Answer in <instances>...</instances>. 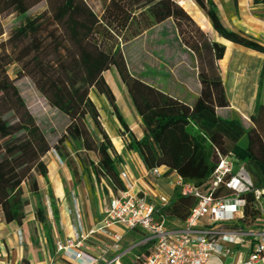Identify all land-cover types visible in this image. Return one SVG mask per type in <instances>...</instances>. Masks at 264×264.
<instances>
[{
    "label": "trees",
    "instance_id": "16d2710c",
    "mask_svg": "<svg viewBox=\"0 0 264 264\" xmlns=\"http://www.w3.org/2000/svg\"><path fill=\"white\" fill-rule=\"evenodd\" d=\"M42 2L47 3L48 10L30 15ZM194 2L219 38L264 54L259 40L223 24L214 0ZM253 3L263 5L264 0ZM4 15H13L19 21L8 40L0 44V208L8 223L23 224L32 195L37 201V221L54 249L48 208L38 182L42 177L50 186L44 159L53 147L9 76L8 67L16 64L33 80L49 106L69 119L54 149L72 177L88 174L97 183L105 182L106 191L113 195L128 190L120 176L116 149L91 98L96 92L109 101L127 149L136 153L148 170L166 167L167 175L177 172L186 182L207 190L222 158L243 163L252 188L239 195L246 204L243 216L231 228H252L262 215L253 191L264 189V71L250 123L246 124L238 112L227 111L230 102L219 65L226 46L208 38L176 0H109L102 15L86 0H0V18ZM167 21H172L176 40L196 64L199 89L191 102L150 84L145 73H133L117 41L129 43ZM193 27L196 29L190 30ZM3 35L0 29V39ZM113 69L141 119V139L126 122L106 80V73ZM48 194L53 217L58 221L57 200L50 187ZM213 194L216 199L235 196L225 183L219 184ZM196 205L193 197L176 192L157 216L164 217L169 226L173 220L184 225ZM129 235L136 240L144 233L135 230Z\"/></svg>",
    "mask_w": 264,
    "mask_h": 264
},
{
    "label": "built area",
    "instance_id": "2783aa9c",
    "mask_svg": "<svg viewBox=\"0 0 264 264\" xmlns=\"http://www.w3.org/2000/svg\"><path fill=\"white\" fill-rule=\"evenodd\" d=\"M167 171L163 167L148 170L146 179L152 182L167 180L173 191L196 199L197 205L184 225L170 227L164 217L157 216L170 204V198L158 195L156 201H152L145 192L133 193L134 185L130 182L129 173L123 170L120 176L128 190L111 196L102 210L101 220L90 229L86 228L76 204L72 211L74 235L57 241V251L73 264H103L99 257L85 250L89 240L100 234L105 237V242L99 246L101 254L105 255L104 264H210L213 255H229L230 246L245 237L252 242V251L245 264H255L263 259L264 230L261 223L264 211L261 208L262 215L250 230L231 228L233 222L243 216L246 204L239 195L250 192L252 188L244 164L239 165L230 157L222 158L207 190L186 182L177 172L167 175ZM221 183H225L235 196L216 199L213 192ZM253 192L260 206L264 189ZM135 230L144 236L127 247L126 237ZM142 248L147 251H142Z\"/></svg>",
    "mask_w": 264,
    "mask_h": 264
},
{
    "label": "rangeland",
    "instance_id": "374dc122",
    "mask_svg": "<svg viewBox=\"0 0 264 264\" xmlns=\"http://www.w3.org/2000/svg\"><path fill=\"white\" fill-rule=\"evenodd\" d=\"M109 0H86V2L94 9L98 15H102L103 7L105 2ZM193 18L196 24L202 29L204 33L212 41H218L224 43L223 39L219 38L214 32L213 28H205V20L203 18L204 12L196 5L194 0H176ZM219 8L220 18L223 24L228 27L230 14H234L238 8L239 3L245 4L246 0H214ZM48 10V5L46 2H42L34 9L31 10L30 15L37 16ZM18 19H15L13 15H4L0 18V29L3 30L4 35L0 39V44L6 42L11 34L12 29L17 26ZM196 28H190L194 31ZM194 33V32H193ZM121 44L122 49L126 55L129 69L133 73H145L146 80L166 91H175L177 94L182 92L181 89H184V84H189L190 88H194L193 83L198 80L197 78V69L195 61L190 57V52H187L183 48L179 40H176L174 25L172 21H167L162 25H158L153 28L150 32L143 33L140 37L132 40L129 43H123L121 40H117ZM1 47V46H0ZM1 52V48H0ZM238 54V53H237ZM239 58L241 59L236 64L235 70L238 73H242L244 69L247 68L245 64V54ZM255 63L258 60L255 56ZM243 60V61H242ZM250 60L248 61L249 64ZM256 65V64H255ZM8 73L13 81V83L18 87L19 92L22 98L25 100L26 106L30 113L36 120V123L44 131L46 138L50 145L53 147L51 152L45 157V163L48 167L49 175L51 177L56 173L55 165L57 170L66 169L68 166L64 163L56 150L54 149L57 144L58 139L64 134L67 126L69 125V119L60 113L58 110L53 109L49 106L45 98L37 90L33 80L22 73L20 67L16 64H12L8 67ZM106 80L110 87L112 88L114 94L116 95V103L119 106L126 122L133 126L135 124V116L133 112V107L129 100L128 94L121 80L119 79L118 73L115 69L106 73ZM224 80V79H223ZM231 81L226 77L224 83ZM242 81L243 93L246 92L247 97L242 100L248 103L249 96L255 91V85H257L259 80V70L254 65L247 68V73L239 79ZM186 82V83H185ZM178 91V92H177ZM91 98L95 102L99 113H100V122L102 123L104 129L105 127L109 132L114 136V141L118 142V139H115V136L118 135L117 127L113 125L114 113L112 112V107L109 101L105 96L98 95L96 92L91 93ZM244 104V110L239 114L242 116L245 115L249 110V104ZM244 122L249 124V120H246L242 116ZM250 117L248 116V119ZM94 128V125H90ZM137 130V129H136ZM84 155V154H83ZM72 157H76L72 154ZM94 158V155H92ZM77 159V158H76ZM78 163V160H77ZM71 174V171L69 169ZM72 177V175H71ZM40 178V189L42 193V199L44 204L48 208L49 219L53 217L51 202L48 194V185L44 178ZM73 183L75 188H73L67 196L63 199L62 204L68 205L72 213L76 204L81 203V191L87 193L86 200L90 203V206L97 207V199L100 200L102 205L108 203L109 199L113 195L110 192L106 191L105 182L97 183L94 177H90L88 174L83 175L82 177L76 176L73 177ZM166 184L168 187V181ZM52 191L57 197L60 195L58 191V186L54 182L51 184ZM50 187V188H51ZM74 187V186H72ZM79 187V188H78ZM79 190H78V189ZM31 204L35 208L36 200L30 195ZM61 204V200L59 201ZM58 202V205H59ZM63 209V208H62ZM73 218V217H72ZM183 223L180 221H172L170 223L171 227H178ZM61 226V225H60ZM67 263V262H65Z\"/></svg>",
    "mask_w": 264,
    "mask_h": 264
},
{
    "label": "crops",
    "instance_id": "0c3cea01",
    "mask_svg": "<svg viewBox=\"0 0 264 264\" xmlns=\"http://www.w3.org/2000/svg\"><path fill=\"white\" fill-rule=\"evenodd\" d=\"M203 18L206 22L205 28H211V23L209 22L205 14L203 15ZM228 22V28L241 30L246 34L253 36L264 45V4L255 5L253 3V0H246L245 4L239 3L238 10L234 14H230V20ZM223 41L224 43L222 44L226 46V53L224 59L220 61L219 65L224 81L226 77L231 80H228L227 83L225 82V89L230 102V106L227 111H236L238 113H241L242 110H244V104H246L247 102L242 100V98L245 99L247 95L246 92L243 93L242 81H239V79L247 73V68L250 66L254 65V67L256 66L259 70V80L257 85H255V91L248 98L249 100L247 104H249V111L245 113V115L242 114V116L246 120H249L248 116L250 117V115L253 113V109L255 106V100L259 89L261 73L264 71V54H259L254 51L247 50L225 40ZM237 53L246 55L245 64L247 65V68L244 69L242 73L234 71L236 64L238 63V61L241 60L239 57L242 56L238 55ZM255 56L258 59L256 63L254 61ZM249 60L250 62L248 64ZM193 85L194 88L192 89L190 88L188 83L184 84L185 88L181 89L182 92L180 93V96L179 93L177 94L175 91H168V93L174 97H178L184 100L186 99L188 102H191L198 95V80L194 82ZM262 99L264 103V89ZM133 112L134 115H136L135 124L133 126L129 124L128 125L131 130L137 134V137L141 139L144 135L141 119L137 116L134 110ZM113 125L117 127L118 135L115 136V139H118V142H115L113 140L114 136H112V134L109 132V130H107L106 127L105 131L111 138L118 154L117 161L120 172L124 170L129 173L130 182L132 185H134L133 193H138L141 191L145 192L149 195L152 201H156V197L158 195H165L171 198L176 192L173 191L171 187L167 186L166 181L158 180L152 182L146 179L148 169L145 167L142 160L136 153L131 152L127 149V141L124 137L123 129L121 128L115 116L113 117ZM237 164L241 165L243 163ZM163 168L167 169L166 167ZM55 171L56 173L52 177L51 174H48L50 186L47 184L49 188L51 187L52 182H54L56 186L60 188L58 189L60 195H57L56 197V207L59 212V224L54 217L49 219V224L52 231V238L54 241V249L52 250L49 247V243L47 241L43 226L37 221L35 215L37 201L35 208H33L31 203L30 206L27 207L26 218L22 225H18L16 222L8 223L6 221L3 209L0 208V264H68L65 263V261L63 260V256L61 255V253L57 251L56 242L59 240H65L68 237L74 235V214H72L70 211L68 201L66 202L67 205L64 203L62 204V202L63 199L67 196V194L73 188H75V185L73 183V177H71L69 169L57 170L55 165ZM38 182L40 185L39 177ZM81 194L82 199L81 203L78 204V209L81 213L86 228L90 229L96 226L101 220L102 210L105 205H102L100 200L97 199V207H92L90 206V203L86 200L87 193L84 191V189H82ZM60 200L61 204L59 202ZM260 208L262 209V211H264V197L260 202ZM261 229L264 230V220L261 223ZM114 230L123 232L120 228H115ZM129 236L130 235H127V240L125 242V245L127 247L132 246L135 241H138V239L134 240L132 238H129ZM104 242L105 237L98 234L91 238L89 240V243L85 245V250L93 256L99 257L101 263L103 264L105 263V255L101 254L99 246ZM251 251L252 242L247 238L243 237L240 239L239 243L230 246L229 255H213L210 260V264H245ZM255 264H264V257L261 261H258Z\"/></svg>",
    "mask_w": 264,
    "mask_h": 264
}]
</instances>
